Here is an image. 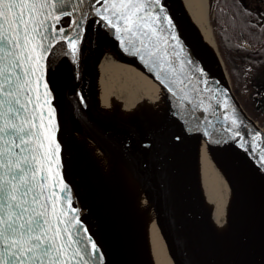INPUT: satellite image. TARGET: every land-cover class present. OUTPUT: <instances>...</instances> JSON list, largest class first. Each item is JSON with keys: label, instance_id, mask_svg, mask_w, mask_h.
Returning a JSON list of instances; mask_svg holds the SVG:
<instances>
[{"label": "snow or ice", "instance_id": "6c2138e0", "mask_svg": "<svg viewBox=\"0 0 264 264\" xmlns=\"http://www.w3.org/2000/svg\"><path fill=\"white\" fill-rule=\"evenodd\" d=\"M64 18L67 27H57ZM89 24L110 33L124 52L153 71L172 98V118L187 134L198 133L207 144L239 138L238 146L264 172V138L252 133L244 139L242 121L228 100L220 99L223 94L208 87L175 34L163 0H0V264H104L60 172L55 110L45 79L50 55L79 60ZM61 41L67 51L56 50ZM221 131L226 138L214 135Z\"/></svg>", "mask_w": 264, "mask_h": 264}, {"label": "water", "instance_id": "95a60500", "mask_svg": "<svg viewBox=\"0 0 264 264\" xmlns=\"http://www.w3.org/2000/svg\"><path fill=\"white\" fill-rule=\"evenodd\" d=\"M163 4L175 26V34L188 56L203 70V79L208 81V87L223 94L220 99L226 98L235 116L242 121L239 131L244 139H250L252 133H259L264 138V125L246 109L234 90L214 32L213 41L204 39L182 0H163ZM67 23V18H64L57 27H67ZM92 27L90 24L87 26L76 63L70 55H50L45 62V79L51 92L50 107L55 110V139L60 145V172L71 189V206L79 210L80 220L100 246L104 264H144L139 258L141 237L136 230V211L132 212L131 208L134 202L139 210V198L133 200L130 195L117 192L112 183L110 185L81 140V122L78 117H71L65 108V90L72 88L81 92L86 83ZM107 34L119 43L110 33ZM46 35L52 38L50 31ZM60 49L67 51L65 42L56 44V50ZM129 97L125 106L120 101L117 104L118 100L114 98L116 102L109 113L119 119L130 152L153 184L160 225L178 262L264 264V172L259 170L256 158L238 146L239 138L224 143L233 156L237 155L240 160L251 164L256 171L252 174L241 165V169H237L236 177L250 208L229 195L226 227L223 236L218 237L224 248L218 253L216 249L210 253V248L217 246V242L212 246L214 233L209 228L212 216L201 209L196 196L188 191L191 179L190 134L172 118V98L166 89L156 104L138 99V93ZM213 107L218 114L223 112L219 105L214 103ZM212 119L215 121L216 118ZM217 127L223 129L227 125L217 124ZM214 134L227 136L223 131ZM175 135H180L182 140L174 142Z\"/></svg>", "mask_w": 264, "mask_h": 264}, {"label": "bare ground", "instance_id": "6f19581e", "mask_svg": "<svg viewBox=\"0 0 264 264\" xmlns=\"http://www.w3.org/2000/svg\"><path fill=\"white\" fill-rule=\"evenodd\" d=\"M182 2L204 39L213 41L209 0ZM132 93H138V99L156 104L160 102V95L165 93V88L138 57L124 52L119 43L99 25L92 27L86 83L81 92L72 88L65 90V108L71 117L76 116L81 122V140L89 148L110 185L112 183L117 192H124L133 200L139 198V210L134 202L131 208L132 212L136 211V230L141 237L140 260L144 264H180L162 231L153 184L130 152L119 119L109 113L116 102L114 98L118 100L117 104L120 101L125 106L126 99ZM81 97L83 103L80 101ZM190 140L191 179L188 191L196 196L204 212L211 213L212 226L209 228L214 233L212 246L216 242L217 246L213 249L211 247L210 253L215 249L218 253L224 248L218 237L223 236L226 227L229 195L250 208L236 171L243 166L252 174L256 170L236 154L233 156L224 143L207 144L198 133L190 134Z\"/></svg>", "mask_w": 264, "mask_h": 264}, {"label": "trees", "instance_id": "16d2710c", "mask_svg": "<svg viewBox=\"0 0 264 264\" xmlns=\"http://www.w3.org/2000/svg\"><path fill=\"white\" fill-rule=\"evenodd\" d=\"M214 23L219 34V45L222 52L242 62L244 53L251 49L241 45L247 40L251 45H257L262 56L260 67H264V28L258 22L252 21L239 0H220L215 7Z\"/></svg>", "mask_w": 264, "mask_h": 264}, {"label": "flooded vegetation", "instance_id": "af4514ba", "mask_svg": "<svg viewBox=\"0 0 264 264\" xmlns=\"http://www.w3.org/2000/svg\"><path fill=\"white\" fill-rule=\"evenodd\" d=\"M244 13L250 16L252 21L258 22L264 28V0H239ZM250 50L244 53V75L241 78L238 94L246 107L256 118L264 123V67H260L262 56L257 45H251L244 41Z\"/></svg>", "mask_w": 264, "mask_h": 264}, {"label": "rangeland", "instance_id": "374dc122", "mask_svg": "<svg viewBox=\"0 0 264 264\" xmlns=\"http://www.w3.org/2000/svg\"><path fill=\"white\" fill-rule=\"evenodd\" d=\"M219 1L220 0H209L210 21H211V24H212L213 32L217 36V39H220V38H219V34L217 33V30H216V27H215V23H214V12H215V7L217 6ZM249 46L250 45H246L245 44L244 47L246 48V47H249ZM222 53H223L224 61L226 63L228 72L230 74L233 86H234L235 90L238 92L239 85H240V82H241V78L244 75V66H245L244 62L238 61L237 60L238 58L237 59L233 58L232 60H230L229 55L227 56L225 54V52H222Z\"/></svg>", "mask_w": 264, "mask_h": 264}]
</instances>
